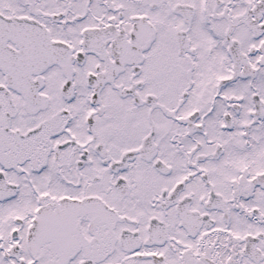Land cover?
<instances>
[{"label": "snow or ice", "instance_id": "1", "mask_svg": "<svg viewBox=\"0 0 264 264\" xmlns=\"http://www.w3.org/2000/svg\"><path fill=\"white\" fill-rule=\"evenodd\" d=\"M0 264H264V0H0Z\"/></svg>", "mask_w": 264, "mask_h": 264}]
</instances>
